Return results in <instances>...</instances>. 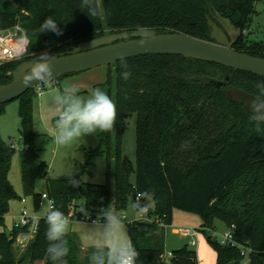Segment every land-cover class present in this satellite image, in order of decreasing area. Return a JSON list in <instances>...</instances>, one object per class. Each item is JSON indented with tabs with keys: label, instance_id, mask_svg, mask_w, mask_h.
<instances>
[{
	"label": "trees",
	"instance_id": "1",
	"mask_svg": "<svg viewBox=\"0 0 264 264\" xmlns=\"http://www.w3.org/2000/svg\"><path fill=\"white\" fill-rule=\"evenodd\" d=\"M259 0H102L104 18L88 17L80 0H0V24L4 29L20 25L30 39L29 56L0 66V86L11 83L10 74L36 54L64 52L68 46L102 36L156 30L180 33L204 41L211 39L212 28L206 18L211 14L229 19L248 32ZM52 16L62 35L52 32L34 35L44 19ZM214 21V20H213ZM243 35L235 45L237 52L264 59V42ZM37 42V46L34 45ZM131 71L121 76L118 62L104 84L117 108L111 132H98L99 146L90 153L83 174L97 156L107 158V183L89 184L81 180L71 187L69 177L47 180V194L65 215L83 205L93 217L110 206L125 211L131 196L149 192L163 227L157 223L128 224L129 238L139 251L138 264H165L166 228L173 223L175 210L197 215L199 229L215 231L219 220L235 226V245H222L213 236L208 242L217 254L216 264H243L241 247L250 251V264H264V131L257 132L244 105L230 101L228 89L238 88L257 95L258 82L264 78L181 56H143L126 60ZM73 75L65 76L70 77ZM61 78V79H63ZM29 91L19 101L21 118L22 176L24 192L35 199L41 195L37 183L45 179L48 165L35 147L33 99ZM5 105V104H4ZM4 112L0 105V114ZM137 115V162L123 165V131L126 122ZM184 141L191 147L181 149ZM15 148L5 144L0 134V225L10 212L12 201L21 199L9 174ZM135 182L131 181V173ZM82 175L75 176L80 180ZM47 224L40 220L37 234L23 253L16 250L17 238L28 231L14 228L0 233V264H51L46 249ZM68 264H91L94 249L80 262V247L67 235ZM173 264H198L197 253L188 246L173 252Z\"/></svg>",
	"mask_w": 264,
	"mask_h": 264
},
{
	"label": "rangeland",
	"instance_id": "2",
	"mask_svg": "<svg viewBox=\"0 0 264 264\" xmlns=\"http://www.w3.org/2000/svg\"><path fill=\"white\" fill-rule=\"evenodd\" d=\"M256 12V15L252 19L250 31H248V33L251 32L248 38L251 41L264 42V0L258 1L256 4ZM206 18L208 22L210 20L212 21L210 15H207ZM34 45L37 46V42H34ZM77 46L74 45V47ZM113 71V69H109L108 67H100L92 71L60 79L44 85L41 92L36 91L33 99L34 132L36 135L35 147L39 153L40 160L48 165L47 177L39 180L37 183L36 192L41 195L39 208H36L34 197L28 196L24 192L22 176V150L24 145L20 133V101L16 100L3 105L4 112L0 114V134L5 144L11 143L15 148L9 179L15 192L21 199L11 202L10 212L5 217V225H0V233L5 232L6 234H10L12 232L15 222L23 209H27L31 216L40 219L45 218L48 211L45 200L48 179L56 180L75 174V176H84L85 180L83 181L89 184L105 185L107 183V158L105 156L95 157L88 168V172L83 174L84 168L90 158V153L99 146L98 132L94 136L82 137L65 146L55 144L53 130L55 119L58 116V110L54 107L53 102L59 92L73 85L78 88L80 95L84 97H87L93 88H100L107 93L108 89L104 84L108 79L109 73ZM137 122L136 114L128 118L122 139L123 158L128 159L127 165H131L133 170L136 168L137 162ZM131 181L132 183L135 182V174L133 172L131 173ZM23 199L26 200V203L22 202ZM134 201L135 197L131 196L128 201V208L125 211L117 210L113 200L109 206L110 209L118 211L122 216L127 237H129L128 224L144 220L140 218V212L135 211L131 207ZM147 203L151 210L153 208V198H149ZM81 209L82 206L80 205L79 208L73 211L77 214ZM173 217L172 225L167 227L165 231V264H173V252L185 246H188L197 253L198 264H215L217 254L209 244L208 237L213 236L220 241L230 228L223 222L216 220L214 222L215 231L207 230L206 234L199 232V246L193 248L189 246L188 239L180 237L175 231L182 227H191L199 230L201 228V218L197 215L179 210L174 211ZM71 222L67 235L73 237L80 248L83 246L87 251L90 249L95 250V246L101 242L97 226L92 222H81L76 219ZM15 246L19 254L23 253L28 247H24L23 249L17 242ZM87 251L84 252L80 249V262H83ZM37 264H42V262H38ZM243 264H250V251L248 249H246Z\"/></svg>",
	"mask_w": 264,
	"mask_h": 264
},
{
	"label": "clouds",
	"instance_id": "3",
	"mask_svg": "<svg viewBox=\"0 0 264 264\" xmlns=\"http://www.w3.org/2000/svg\"><path fill=\"white\" fill-rule=\"evenodd\" d=\"M81 10H86L88 17L104 18L105 12L102 0H80ZM52 32L62 35L61 26L52 17L48 16L34 30L37 37L42 33ZM53 56L47 51L36 54V59L22 73L20 83L28 87L34 81L37 84H49L53 78L51 60ZM121 76L127 80L131 71L126 60H121ZM258 94L251 102L250 122L257 132L264 131V82H258ZM40 89H37L39 91ZM54 107L58 110L55 119L53 140L58 146H65L87 136H94L97 132H111L117 118V108L112 98L102 89L93 88L87 97L80 95L78 88L73 85L66 87L54 98ZM191 147L190 141H184L181 149ZM80 180L75 174L69 176L71 187H79ZM149 192L138 194L131 207L145 216L149 212L147 203ZM84 211V207L81 209ZM45 223V233L48 246L46 253L51 264H68L66 257L69 254L67 234L70 230L71 220L58 207H49ZM100 233L101 242L95 246L91 253V264H138L140 253L134 247L131 239L127 237L124 221L120 213L114 209L103 208L100 217L95 222Z\"/></svg>",
	"mask_w": 264,
	"mask_h": 264
},
{
	"label": "water",
	"instance_id": "4",
	"mask_svg": "<svg viewBox=\"0 0 264 264\" xmlns=\"http://www.w3.org/2000/svg\"><path fill=\"white\" fill-rule=\"evenodd\" d=\"M209 21L212 28L213 42L193 38L180 33H163L156 30H137L133 32L113 33L97 39L81 43L78 47L65 54L54 53L51 60L53 80L56 82L69 75H76L109 67L121 60H129L143 56H181L186 59L214 63L247 72L264 78V59L237 52L234 47L243 36V29L229 19L211 14ZM26 61L10 74L11 83L0 86V105L19 100L29 91L47 84L34 81L28 87L20 83L22 73L34 61ZM49 83V84H50ZM228 99L244 105L250 113L251 102L255 95L238 88L226 91ZM128 159H124L126 168Z\"/></svg>",
	"mask_w": 264,
	"mask_h": 264
},
{
	"label": "built area",
	"instance_id": "5",
	"mask_svg": "<svg viewBox=\"0 0 264 264\" xmlns=\"http://www.w3.org/2000/svg\"><path fill=\"white\" fill-rule=\"evenodd\" d=\"M30 44L31 42L28 35L20 25H15L12 28L4 29L0 24V66L10 62L19 61L28 57ZM42 88L43 86L37 88L40 89L38 92H41ZM45 200L47 203V209H49L50 206L55 205V202L48 196V194L46 195ZM22 202L26 203V200L23 199ZM83 207L84 206L82 205V208ZM72 211L69 215H67L71 221H74L76 219L77 221L92 222L95 224V222L98 220V217H93L85 207L84 211L80 210V212L77 214L75 213V211ZM153 211L154 210H149L146 216L143 213H140V218L144 219L141 221L157 223L158 225L163 227L164 225L162 221L158 217L153 215ZM40 220V218L31 216L27 209H23L20 216L17 218L15 222V227L28 229L26 233L20 235L16 240V242L20 244L23 249L24 247H27L29 243L35 238ZM235 229L236 227L234 225L231 226L230 230L224 235V237L219 242L222 245H235ZM199 232L200 231L198 229L191 227H182L175 231V233L180 237L188 239L189 246H192L193 248L198 247L199 245ZM241 249L243 251V254H246V249L244 247H241Z\"/></svg>",
	"mask_w": 264,
	"mask_h": 264
},
{
	"label": "crops",
	"instance_id": "6",
	"mask_svg": "<svg viewBox=\"0 0 264 264\" xmlns=\"http://www.w3.org/2000/svg\"><path fill=\"white\" fill-rule=\"evenodd\" d=\"M147 202H148V201H147ZM152 204H153V206H152L153 208H152L151 210H154V209H155V202H154V200H153V203H152ZM173 216H174V214H173ZM173 220H174V217H173ZM142 222H143V221H142ZM201 226H202V222H201ZM32 241H33V240H32ZM32 241H31V242H32ZM31 242H30V243H31ZM30 243H29V244H30ZM198 246H199V245H198ZM196 248H197V247H196ZM80 249H81V251H84V252L87 251V249H84L83 246H81ZM216 260H217V258H216ZM39 263H40V262H39ZM36 264H37V263H36ZM42 264H45V263L42 262ZM215 264H216V262H215Z\"/></svg>",
	"mask_w": 264,
	"mask_h": 264
},
{
	"label": "flooded vegetation",
	"instance_id": "7",
	"mask_svg": "<svg viewBox=\"0 0 264 264\" xmlns=\"http://www.w3.org/2000/svg\"><path fill=\"white\" fill-rule=\"evenodd\" d=\"M244 31V33H243V35H247L248 34V32H246L245 30H243ZM250 31V30H249ZM249 33H251V32H249ZM243 37V36H242ZM240 41V40H239ZM79 46V45H78ZM77 46V47H78ZM76 47H74V46H72V45H70L69 47H68V49L66 50V52H62V53H60V54H65V53H67V52H69V51H72L73 49H75Z\"/></svg>",
	"mask_w": 264,
	"mask_h": 264
}]
</instances>
